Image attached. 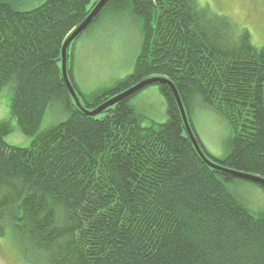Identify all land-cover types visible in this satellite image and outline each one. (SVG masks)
Returning <instances> with one entry per match:
<instances>
[{
    "label": "trees",
    "instance_id": "trees-1",
    "mask_svg": "<svg viewBox=\"0 0 264 264\" xmlns=\"http://www.w3.org/2000/svg\"><path fill=\"white\" fill-rule=\"evenodd\" d=\"M99 1L46 0L24 10L20 0H0V92L10 91V119L0 122V239L26 264H264V205L252 213L228 187L264 197V185L240 177L264 180V46L197 0H109L70 47L108 17L131 16L141 27L132 73L83 95L67 50L85 111L159 78L177 90L203 152L194 113L219 117L229 137L223 158L207 157L213 168L194 150L165 83L94 117L75 105L61 48ZM150 87L167 120L143 126L131 103ZM52 106L65 119L39 133ZM13 121L30 147L5 142Z\"/></svg>",
    "mask_w": 264,
    "mask_h": 264
},
{
    "label": "rangeland",
    "instance_id": "rangeland-1",
    "mask_svg": "<svg viewBox=\"0 0 264 264\" xmlns=\"http://www.w3.org/2000/svg\"><path fill=\"white\" fill-rule=\"evenodd\" d=\"M46 0H24L21 7L37 8ZM95 0H92V2ZM202 7L209 8L217 16L227 18L237 33L246 31L251 43L256 48L264 46V1L263 0H197ZM140 23L131 16L108 17L91 33L83 36L74 45V83L81 94L92 93L102 88H109L115 82L130 75L133 62L140 49ZM73 46L70 47L71 54ZM77 92V91H76ZM78 94V93H77ZM79 95V94H78ZM78 99L80 97L78 96ZM132 106L147 121L157 124L166 122V106L156 87L142 91ZM192 123L196 134L204 147V153L211 160L224 157L225 143L229 137L226 124L216 115L198 109ZM10 119V91L3 88L0 92V122ZM65 119L59 106L48 108L39 128V133L46 131ZM13 131L5 142L12 147L26 149L32 139L23 136L12 122ZM242 201L244 198L252 213L262 210L264 197L258 189L251 186L233 184L228 186ZM261 207V208H260ZM0 264H26L7 238L0 239Z\"/></svg>",
    "mask_w": 264,
    "mask_h": 264
},
{
    "label": "water",
    "instance_id": "water-1",
    "mask_svg": "<svg viewBox=\"0 0 264 264\" xmlns=\"http://www.w3.org/2000/svg\"><path fill=\"white\" fill-rule=\"evenodd\" d=\"M109 0H100L98 2V4L95 6V8L92 10V12L89 14V16L70 34V36L65 40V42L62 45L61 48V71H62V78H63V82L64 85L67 89V91L69 92L71 98L74 100L75 105L79 108H81L79 102H78V94L77 92L74 90L72 83L68 77L67 71H66V61H67V50L70 47V45L72 44V42L82 33L84 32V30L91 24L92 20L98 15V13L101 11V9L104 7V5L108 2ZM155 82H162L165 83L166 85L169 86L173 97L175 99V102L177 104L186 134L194 148V150L196 151V153L199 155V157L206 162L209 166L215 168V165L211 164L208 159L206 154L203 152V150H201L200 145L198 144V141L193 133V130L191 129V126L187 120V116H186V112L184 109V106L182 105L181 99L178 95L177 90L175 89V87L173 86V84L167 80H162L159 78H151L148 80H145L144 82H141L140 84H138L137 86H135L134 88L114 97L113 99H111L109 102L104 103L103 105H101L100 107H98L96 110H93L91 112L85 111L84 109H82L83 111L86 112V114L88 116L94 117L99 115L104 109L111 107L112 105H114L116 102H118L119 100H121L124 97H127L135 92H137L138 90L142 89L143 87L150 85L152 83ZM240 177H242V179L245 180H249V181H253L256 183H260L262 185H264V180L258 179V178H254V177H250V176H246V175H240Z\"/></svg>",
    "mask_w": 264,
    "mask_h": 264
},
{
    "label": "crops",
    "instance_id": "crops-1",
    "mask_svg": "<svg viewBox=\"0 0 264 264\" xmlns=\"http://www.w3.org/2000/svg\"><path fill=\"white\" fill-rule=\"evenodd\" d=\"M23 3H24V0H20V2H19L18 4H20V5L22 4V5H23ZM19 7H20V9L23 8L24 10H32L31 8H27V9H26V8H24V7H21V6H19ZM73 50H74V49H73ZM73 56H74V53H73ZM73 78H74V74H73Z\"/></svg>",
    "mask_w": 264,
    "mask_h": 264
}]
</instances>
